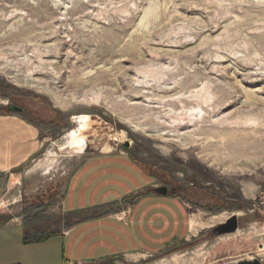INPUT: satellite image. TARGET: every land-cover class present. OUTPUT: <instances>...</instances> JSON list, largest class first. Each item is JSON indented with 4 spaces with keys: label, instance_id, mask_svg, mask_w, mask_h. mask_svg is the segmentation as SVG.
I'll return each mask as SVG.
<instances>
[{
    "label": "rangeland",
    "instance_id": "rangeland-1",
    "mask_svg": "<svg viewBox=\"0 0 264 264\" xmlns=\"http://www.w3.org/2000/svg\"><path fill=\"white\" fill-rule=\"evenodd\" d=\"M11 107L48 141L20 183H0L2 212L17 197L33 230L57 233L71 174L111 153L207 226L139 264L264 261V0H0Z\"/></svg>",
    "mask_w": 264,
    "mask_h": 264
},
{
    "label": "crops",
    "instance_id": "crops-1",
    "mask_svg": "<svg viewBox=\"0 0 264 264\" xmlns=\"http://www.w3.org/2000/svg\"><path fill=\"white\" fill-rule=\"evenodd\" d=\"M47 132L22 112H0V183H20L17 173L42 155ZM157 190L131 158L93 154L69 178L61 204L67 221L57 233L33 230L26 211L17 214V197L0 209V264H139L207 229L191 222L185 198Z\"/></svg>",
    "mask_w": 264,
    "mask_h": 264
},
{
    "label": "water",
    "instance_id": "water-1",
    "mask_svg": "<svg viewBox=\"0 0 264 264\" xmlns=\"http://www.w3.org/2000/svg\"><path fill=\"white\" fill-rule=\"evenodd\" d=\"M10 111L12 112H23L22 109L18 108V107H11L10 108ZM157 192L160 194V195H163V196H166L168 195V188L167 187H162V188H159L157 190ZM238 226V220L237 218H232L225 226H224V229L225 231L227 232H230V231H235L236 228ZM243 264H262L259 260H254L252 262H246V263H243Z\"/></svg>",
    "mask_w": 264,
    "mask_h": 264
},
{
    "label": "bare ground",
    "instance_id": "bare-ground-1",
    "mask_svg": "<svg viewBox=\"0 0 264 264\" xmlns=\"http://www.w3.org/2000/svg\"><path fill=\"white\" fill-rule=\"evenodd\" d=\"M78 119V121H79V124H80V126L82 127V128H84L85 130L88 128V117H86V116H80V117H78L77 118ZM125 136V134H123L122 136H121V139H122V137H124ZM235 218V217H234ZM234 231V230H233ZM230 232H232V231H230Z\"/></svg>",
    "mask_w": 264,
    "mask_h": 264
},
{
    "label": "built area",
    "instance_id": "built-area-1",
    "mask_svg": "<svg viewBox=\"0 0 264 264\" xmlns=\"http://www.w3.org/2000/svg\"><path fill=\"white\" fill-rule=\"evenodd\" d=\"M262 264H264V261L263 260H259Z\"/></svg>",
    "mask_w": 264,
    "mask_h": 264
},
{
    "label": "trees",
    "instance_id": "trees-1",
    "mask_svg": "<svg viewBox=\"0 0 264 264\" xmlns=\"http://www.w3.org/2000/svg\"><path fill=\"white\" fill-rule=\"evenodd\" d=\"M47 237H48V236H47ZM47 237H46V238H47Z\"/></svg>",
    "mask_w": 264,
    "mask_h": 264
}]
</instances>
